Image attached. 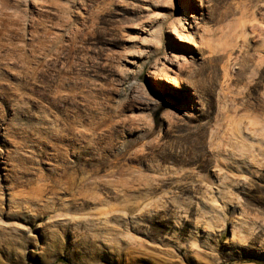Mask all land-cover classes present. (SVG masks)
I'll return each mask as SVG.
<instances>
[{"label":"rangeland","instance_id":"374dc122","mask_svg":"<svg viewBox=\"0 0 264 264\" xmlns=\"http://www.w3.org/2000/svg\"><path fill=\"white\" fill-rule=\"evenodd\" d=\"M261 146L264 0H0V264H264Z\"/></svg>","mask_w":264,"mask_h":264},{"label":"bare ground","instance_id":"6f19581e","mask_svg":"<svg viewBox=\"0 0 264 264\" xmlns=\"http://www.w3.org/2000/svg\"><path fill=\"white\" fill-rule=\"evenodd\" d=\"M177 81L176 82H174V86H176L177 85ZM66 118V117H65ZM75 119V118H74ZM90 119V118H89ZM68 120V119H67ZM74 121V120H73ZM68 127V126H67ZM67 127H66V129H67ZM71 129V128H70ZM65 136V135H64ZM66 137V136H65ZM64 138V137H63ZM100 153V152H99ZM260 154H262V155H264V147H262L261 146V151H260ZM254 155V154H253ZM256 155V154H255ZM254 155V156H255ZM253 159V158H252ZM262 159H264V156H263V158ZM257 160H260V158H258V159H254V161H257ZM105 165V164H104ZM70 168V166L69 165H65L64 167H62L61 169H62V171L61 172H63V173H66L67 171H68V169ZM62 174V173H61ZM81 175V174H80Z\"/></svg>","mask_w":264,"mask_h":264}]
</instances>
